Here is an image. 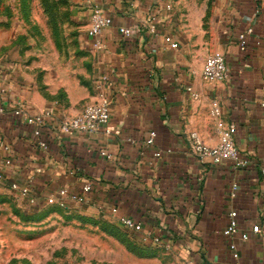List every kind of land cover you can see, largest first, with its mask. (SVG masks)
Returning a JSON list of instances; mask_svg holds the SVG:
<instances>
[{
	"label": "crops",
	"instance_id": "0c3cea01",
	"mask_svg": "<svg viewBox=\"0 0 264 264\" xmlns=\"http://www.w3.org/2000/svg\"><path fill=\"white\" fill-rule=\"evenodd\" d=\"M70 2L72 19L84 23L80 48L62 54L46 51L39 62L24 66L14 62L12 35L0 16V68L7 74L9 91L8 111L0 115V190L11 192V181L28 184L45 205L44 197L58 188L79 192L90 181L87 201L68 200L65 209L140 222V232L128 230L154 256L137 257V264H184L187 258L230 264V242L240 264H264V0H217L211 41L204 47L191 46L173 30L175 0L171 10L165 9L164 0ZM94 4L112 19L100 32V49L91 46L86 34ZM122 26L133 28V33L123 36ZM249 27L253 33L241 50L238 35ZM167 34L179 43L177 48L165 42ZM212 51L225 54L224 81L201 78L204 59ZM102 76L107 78L100 90L95 80ZM187 87L198 93L197 100ZM101 97L110 102L109 133L99 128L60 136L42 129L36 134L35 126L11 112L20 103L28 114L51 108L58 117L75 115ZM214 98L222 117L237 125L234 142L248 160L245 168H234L230 161L214 164L190 151V132L208 145L218 143L209 114ZM151 131L156 135L147 145ZM157 150L159 157L154 156ZM233 183L237 186L232 196ZM113 207L115 214L110 212ZM230 210L237 213L238 231L225 236ZM254 224L259 233L251 231ZM148 230L160 243L142 240ZM243 232L248 234L245 240Z\"/></svg>",
	"mask_w": 264,
	"mask_h": 264
},
{
	"label": "rangeland",
	"instance_id": "374dc122",
	"mask_svg": "<svg viewBox=\"0 0 264 264\" xmlns=\"http://www.w3.org/2000/svg\"><path fill=\"white\" fill-rule=\"evenodd\" d=\"M216 1L175 0L173 30L193 47L208 45ZM72 15L70 0H0L14 62L24 66L46 51L80 48L84 23ZM10 193L0 190V264H137V257L154 256L117 219L29 205Z\"/></svg>",
	"mask_w": 264,
	"mask_h": 264
},
{
	"label": "built area",
	"instance_id": "2783aa9c",
	"mask_svg": "<svg viewBox=\"0 0 264 264\" xmlns=\"http://www.w3.org/2000/svg\"><path fill=\"white\" fill-rule=\"evenodd\" d=\"M164 7L167 10H171L173 7V0H164ZM112 24V19L109 15H106L103 9L94 4L90 8V16L88 25L86 28V34L91 38V46L95 49L103 47L101 40L99 39L100 32ZM134 29L131 27H119V32L123 36H130ZM253 33V28L249 27L238 35V44L241 50L247 48L249 43V36ZM165 42L171 48H177L179 43L167 34L164 36ZM257 45L260 44L259 40H256ZM201 78L205 82H220L224 81L228 77V68L226 64L225 54L221 51H212L209 53L201 68ZM106 76L98 78L96 87L98 89L103 88ZM7 74L0 68V115L7 113L5 103L8 97L7 88ZM190 93L192 99L197 100L199 95L192 90L191 87L186 88ZM109 100L106 97H101L98 101L88 103L84 108L75 115H61L56 116L55 112L51 108H45L44 110L35 113L28 114L23 111V107L20 103H16L12 106L11 112L15 117H22L23 122L27 125H33L36 127V134L42 129H48L54 134L60 136L62 134L74 133V132H94L99 128H104L106 133L110 132L108 128L109 123ZM209 114L215 120V130L218 134V143L215 145H208L203 142L201 137L196 132H190L188 139L190 142V151L194 156L199 159L208 158L214 164H220L225 161H230L234 168H245L248 160L240 154L235 142L234 134L236 132L237 125L234 121H226L221 114V106L218 99H212L209 105ZM156 133L154 131L149 132L146 140L147 145H151L154 141ZM39 145L43 148L46 146L39 142ZM100 154L107 158H110L111 154L105 150H101ZM161 153L157 150L154 152V156L159 157ZM261 173L264 175V168L261 169ZM4 181V175L0 172V182ZM237 184H232L233 191L231 195H234V190ZM10 191L18 196L23 197L29 205H35L39 203L40 197L32 193L28 184L21 185L17 181H11L8 184ZM92 183L86 181L79 192L69 191L66 187H60L54 192L47 194L44 197V203L49 205H56L60 208H67L68 200L78 203H85L87 201V193L91 190ZM112 214L117 213V208H111ZM228 224L223 230L225 236H232L238 231L237 213L235 210L228 212ZM117 220L125 227L133 232H140L142 225L140 222L135 221L128 216H119ZM253 233H259L260 228L258 224H254L251 228ZM242 240L248 238V234L243 232L240 234ZM142 240H151L153 243H160V237L154 235L152 231L148 230L143 233ZM229 249L232 256V262L230 264H240L239 254L236 250V246L233 242L229 243ZM184 264H201L200 262L193 260L192 258L185 259Z\"/></svg>",
	"mask_w": 264,
	"mask_h": 264
}]
</instances>
